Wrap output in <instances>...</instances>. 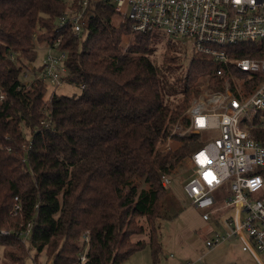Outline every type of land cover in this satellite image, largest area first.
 <instances>
[{
	"label": "trees",
	"instance_id": "obj_1",
	"mask_svg": "<svg viewBox=\"0 0 264 264\" xmlns=\"http://www.w3.org/2000/svg\"><path fill=\"white\" fill-rule=\"evenodd\" d=\"M69 7L76 8L75 0H0V227L12 230L0 235V247L17 264L32 251L37 262L45 252L52 264H72L86 246V264H121L150 245L158 264V219L167 192L161 176L171 175L203 142L190 133L175 151L157 148L199 92L198 78L208 75L209 87L220 89L230 71L217 75L220 64L195 52L182 99L170 107L149 57L152 32H135L129 21L115 26L114 6L93 0L80 36L70 25L57 33L56 21ZM60 34L68 54L66 80L83 86L78 95L50 93L41 80L21 79L36 61V47ZM131 34L123 50V36ZM225 49L231 58L261 57L264 42ZM231 72L246 78L247 94L262 80L235 67ZM42 118L51 121L49 128ZM22 126L33 136L31 147H23ZM256 133L264 139V130ZM136 178L149 188L140 190ZM143 218L149 239L134 241L146 231ZM29 223L30 241L22 240L17 231Z\"/></svg>",
	"mask_w": 264,
	"mask_h": 264
},
{
	"label": "built area",
	"instance_id": "obj_2",
	"mask_svg": "<svg viewBox=\"0 0 264 264\" xmlns=\"http://www.w3.org/2000/svg\"><path fill=\"white\" fill-rule=\"evenodd\" d=\"M92 1L75 0L76 8L69 7L57 19L56 32L70 25L74 35L80 36L90 17ZM102 1L114 6L121 18L120 24L129 21L135 32L159 30L175 39H193L196 53L220 64L217 75L230 71L220 89L210 88L209 76H201L199 92L191 98L188 108L175 121L157 150L175 151L186 135H200L203 145L187 157L191 171L184 189L191 203L203 211L204 220L214 218L225 229V235L207 240V245L213 248L237 236L243 250L250 252L259 264H264V195L256 197V193L264 189V139L256 133L264 130V55L231 58L225 49L237 43L264 42V0ZM61 42L60 34L46 45L41 64H30L22 72L26 84L41 80L52 93L55 87L67 83L68 54ZM232 67L252 77L259 75L261 83L247 94L246 78L235 79ZM4 98L0 87V100ZM41 124L49 128L51 121L42 118ZM24 134L31 135L26 130ZM32 143L33 139L26 140L23 147H31ZM161 183L168 187L170 179L166 174L161 176ZM16 200L13 214L17 215L21 205L17 197ZM30 229L31 223L17 234L25 240ZM11 233V229L0 227V235ZM87 261L86 246L72 264H86ZM186 264H201V258Z\"/></svg>",
	"mask_w": 264,
	"mask_h": 264
},
{
	"label": "rangeland",
	"instance_id": "obj_3",
	"mask_svg": "<svg viewBox=\"0 0 264 264\" xmlns=\"http://www.w3.org/2000/svg\"><path fill=\"white\" fill-rule=\"evenodd\" d=\"M120 19V16L114 13L113 24L119 26ZM151 32L154 36L150 42L149 57L158 69L165 104L175 107L183 96L184 80L195 54L194 41L190 38L175 39L159 30ZM132 40V34L123 36V50H126ZM36 48L38 55L32 65H40L46 51L45 44L38 45ZM32 76L30 72L29 78ZM200 78L201 76L196 82L199 89ZM21 79L24 81L23 75ZM81 88L77 84L67 82L53 90L58 94L74 96L81 92ZM23 129L25 131L26 128L23 127ZM214 134L217 135V132ZM25 139L29 141L33 139V136L27 134ZM188 162L189 159L186 158L171 175H168L170 183L161 201V217L158 219L157 232L160 243L158 264H186L197 261L199 258H201V264H259L250 252L243 250L241 240L237 236H232L213 248L207 245V240L217 235H225V229L214 218L204 220L203 211L196 208L186 194L184 183L191 171ZM135 183L139 185L140 190L149 188L143 178H136ZM263 195L264 189L261 193H256V197H263ZM142 223L146 231L134 235L132 238L134 241L149 239V227L145 218ZM31 236V233L27 236L28 241ZM34 254L35 251H32L23 264H52V260L46 256L45 252L39 255L38 262L34 261ZM0 264H17V261L7 256L4 248L0 247ZM121 264H155L153 249L150 245H146L132 253Z\"/></svg>",
	"mask_w": 264,
	"mask_h": 264
}]
</instances>
